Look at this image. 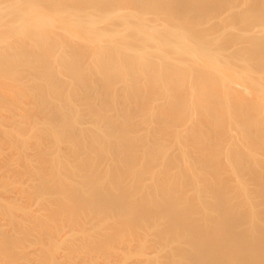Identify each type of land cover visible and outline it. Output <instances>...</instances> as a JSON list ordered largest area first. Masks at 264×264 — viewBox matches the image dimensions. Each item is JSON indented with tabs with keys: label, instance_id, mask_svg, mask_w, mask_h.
Segmentation results:
<instances>
[{
	"label": "bare ground",
	"instance_id": "1",
	"mask_svg": "<svg viewBox=\"0 0 264 264\" xmlns=\"http://www.w3.org/2000/svg\"><path fill=\"white\" fill-rule=\"evenodd\" d=\"M263 138L264 0H0V264H264Z\"/></svg>",
	"mask_w": 264,
	"mask_h": 264
},
{
	"label": "rangeland",
	"instance_id": "2",
	"mask_svg": "<svg viewBox=\"0 0 264 264\" xmlns=\"http://www.w3.org/2000/svg\"><path fill=\"white\" fill-rule=\"evenodd\" d=\"M81 96H84V93L81 92ZM85 100H84V103H85ZM19 104H21V102H19ZM89 105L90 106L103 107L102 104H101V101L98 103V105L94 101L90 102ZM20 106H24L25 107L24 104L23 105L21 104ZM26 106H27V108L25 107V109L28 110L29 109L28 108L29 104L26 105ZM103 108H105V107H103ZM28 111H31V109H29ZM7 120H9V118H7ZM18 120H20V117L18 118ZM27 134H29V133H27ZM172 134H187V133H172ZM225 134H227V133H225ZM101 137H102V135L100 133H96V138H101ZM160 141H162V140H160ZM1 143H3L2 140H1ZM230 144H231L230 137L229 136H226V137L224 136V138L221 140V150L223 151V153H222L221 158L219 160V164L222 167H225V168H226V165L236 166V165H232V164H230L228 162L229 152L224 151V147H226V146H228ZM261 144L264 145V138L261 141ZM184 148L185 147H182L181 148V153L185 152L184 151ZM260 151H261V149H260ZM260 157L262 159V162H261V165L260 166H261V169H264V153ZM156 161L157 162L161 161V158L157 159ZM183 162L187 165V163L190 162V160L189 159H188V161L183 160ZM181 163L182 162H180L178 165H180ZM257 167H258V165H253V164L249 165V168H257ZM183 170H181V172H183ZM177 171H178V168H175L174 170L170 171V174L171 173L174 174ZM98 174L100 176L102 175L101 170H98ZM228 179L229 178L226 177V178H223L222 181H220L219 179L214 178V179L211 180V182L214 183V187L216 189H218L219 191L223 192L227 198H230L231 199L230 200V203H231L232 206L242 207L244 204L242 202L243 196L239 193V191H240V183L237 182V181L234 183L233 181H230ZM126 180L132 182L129 178H127ZM101 181H106V179L103 178ZM184 181H185V184H186V187H185V189H186V192H185L186 197L187 198H196L197 197V193H196L195 190L191 189V185L189 184V181H190L189 180V176H185L184 177ZM228 182L231 184V186H229V187L226 186ZM244 183H247L248 185L246 187L247 188H250V190L253 191L258 185H260L263 182L258 181L256 178H250V177H248L247 181H244ZM147 185L149 187L152 186L151 180H148L147 181ZM225 187H227V190H223ZM252 196H254V194H252ZM193 203H194L195 206H197V202L196 201H193ZM242 215H243L242 218L246 220V223L243 224L240 227V231H242L243 233H245V235H249L250 232H248V229L250 227L251 220H253V217L251 215H248V214H242Z\"/></svg>",
	"mask_w": 264,
	"mask_h": 264
}]
</instances>
